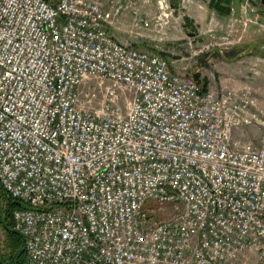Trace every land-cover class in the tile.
Segmentation results:
<instances>
[{
  "label": "built area",
  "instance_id": "1",
  "mask_svg": "<svg viewBox=\"0 0 264 264\" xmlns=\"http://www.w3.org/2000/svg\"><path fill=\"white\" fill-rule=\"evenodd\" d=\"M166 3L0 0V187L27 264H264V106L108 29L161 31Z\"/></svg>",
  "mask_w": 264,
  "mask_h": 264
},
{
  "label": "crops",
  "instance_id": "2",
  "mask_svg": "<svg viewBox=\"0 0 264 264\" xmlns=\"http://www.w3.org/2000/svg\"><path fill=\"white\" fill-rule=\"evenodd\" d=\"M122 1L127 2L128 0ZM135 1L141 5L142 9L146 8V12L149 11V16L161 12L156 0H151V3L148 5H144V0ZM244 1L242 0L239 3L234 2L230 13L221 14L212 6V0H168L174 13L176 10L173 5L176 2L178 3L181 14L180 16L174 14L173 18L169 19L167 25L165 24V27L161 31L156 32L153 24L152 28H144L143 35L137 36L131 33L129 31L130 14L126 17L127 21L123 23L122 27L109 25L108 29L110 33L113 31V35L116 38L118 37L117 39L119 40L130 41L131 39L134 42L140 41L149 44L158 35L173 36V24L180 23L182 16L183 20L181 24L184 29H188L189 26L199 29L198 35L192 36L190 34L193 41L197 42V37L199 36L203 38L202 34L204 36L210 35L213 39L216 37L223 38L221 42L213 43L211 47L208 46L209 52L212 51L213 54L219 56L216 59L220 66L212 74L214 79H211V76L206 79H201L202 75L192 76L196 77L206 89H221L227 86L253 88L255 86L253 83L259 81L256 80L257 76L264 72V70H256L257 67H264V36H260L264 28H258L259 25L257 24H244L242 20L244 16ZM187 18L190 20L188 24L186 23ZM224 25L227 29L222 28ZM231 37L235 39L233 40ZM156 45L155 43L152 48L153 50H157ZM202 46L206 48V45ZM262 83H264V80Z\"/></svg>",
  "mask_w": 264,
  "mask_h": 264
},
{
  "label": "rangeland",
  "instance_id": "3",
  "mask_svg": "<svg viewBox=\"0 0 264 264\" xmlns=\"http://www.w3.org/2000/svg\"><path fill=\"white\" fill-rule=\"evenodd\" d=\"M156 1L158 4V0ZM166 1H167L166 4H169L170 6V3L168 2V0ZM169 6L168 7L164 6L165 10H167L168 12L173 10V8ZM253 8L254 10H252ZM253 8H251L252 10L251 12L252 13L254 12L253 15L257 16L259 20H261L262 25H264V5L262 3L260 4L253 3ZM174 9L179 13V16H180L181 12H180V8L177 2L174 3ZM144 10H146V8H144ZM160 10H163V9L160 8ZM252 13L249 14L246 12V15L250 17L252 16ZM173 16H174V11L172 14L169 15V17L165 18L166 25L169 19H172ZM182 20L183 18L181 16V22L173 24V27H172L173 36L167 37L165 36V34H161V35H158L157 38H154V40H151L152 42L149 44L146 42L144 43L140 41L134 42L131 39L129 42L141 49H149L155 52L159 50L158 53L161 52L162 55L167 58V60L171 63L172 69L175 72H179L181 74L189 73L195 76L202 75L201 79H206L209 76H211V79H214V76H212V74L220 66V64L218 63L216 59L219 56H217L216 54H213L212 51L209 52L208 49L209 47H211V44L217 43V42L219 43L223 40V38L216 37L213 39V37H211L210 35L204 36L202 34L203 38H200L199 36L197 37V42H195L192 40L190 34L192 36L198 35L199 29L194 28L192 26H189L188 29H184L183 25L181 24ZM222 28L227 29L225 25ZM258 28H264V26H259ZM111 34H113V31ZM260 36H264V30L262 31V34H260ZM231 39L234 40L235 38L231 37ZM155 43L157 44L156 45L157 50L152 49ZM202 45H206V48L203 47ZM213 56H215V58H213ZM256 70H264V67L262 66L257 67ZM262 74L264 76V72ZM262 74H259L256 78V80H259V81L254 80L255 82L253 83V85L255 86L253 88L252 87H249V88L252 89L253 94L256 95L257 102H258L257 104L263 107L264 106V83L262 82L264 80V77L262 76ZM260 132L261 130L258 127H254V126L242 127L239 130L235 131L234 139L242 140L246 138H250V139L254 138L258 140ZM163 216L165 217L166 215H163ZM0 252L2 256L6 258H9L11 254L13 253L12 248L9 245V236L3 228H0ZM8 261L5 264H10Z\"/></svg>",
  "mask_w": 264,
  "mask_h": 264
},
{
  "label": "trees",
  "instance_id": "4",
  "mask_svg": "<svg viewBox=\"0 0 264 264\" xmlns=\"http://www.w3.org/2000/svg\"><path fill=\"white\" fill-rule=\"evenodd\" d=\"M242 0H212V6L221 14L230 13L234 2H241ZM189 19H186V23H189ZM1 199H0V228H3L9 236V245L12 248L13 253L9 258L0 256L4 263L10 264H27V253L22 236L14 229L13 213L17 208L25 207V204L10 196L1 187Z\"/></svg>",
  "mask_w": 264,
  "mask_h": 264
},
{
  "label": "water",
  "instance_id": "5",
  "mask_svg": "<svg viewBox=\"0 0 264 264\" xmlns=\"http://www.w3.org/2000/svg\"><path fill=\"white\" fill-rule=\"evenodd\" d=\"M261 2H262V4L264 5V0H262ZM173 7H174V5H173ZM174 14H175L176 16L179 15V13H178L177 11H175ZM0 264H5L4 261H3V259L1 258V256H0Z\"/></svg>",
  "mask_w": 264,
  "mask_h": 264
},
{
  "label": "flooded vegetation",
  "instance_id": "6",
  "mask_svg": "<svg viewBox=\"0 0 264 264\" xmlns=\"http://www.w3.org/2000/svg\"><path fill=\"white\" fill-rule=\"evenodd\" d=\"M253 3L255 4V3H257V4H260V2H257V0H252V5H253ZM258 7V6H257Z\"/></svg>",
  "mask_w": 264,
  "mask_h": 264
},
{
  "label": "bare ground",
  "instance_id": "7",
  "mask_svg": "<svg viewBox=\"0 0 264 264\" xmlns=\"http://www.w3.org/2000/svg\"><path fill=\"white\" fill-rule=\"evenodd\" d=\"M260 23V22H259Z\"/></svg>",
  "mask_w": 264,
  "mask_h": 264
}]
</instances>
